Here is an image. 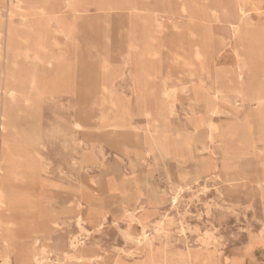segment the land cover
<instances>
[{
  "label": "rangeland",
  "instance_id": "1",
  "mask_svg": "<svg viewBox=\"0 0 264 264\" xmlns=\"http://www.w3.org/2000/svg\"><path fill=\"white\" fill-rule=\"evenodd\" d=\"M218 1L0 0V164L41 220L0 264H264V0Z\"/></svg>",
  "mask_w": 264,
  "mask_h": 264
},
{
  "label": "bare ground",
  "instance_id": "2",
  "mask_svg": "<svg viewBox=\"0 0 264 264\" xmlns=\"http://www.w3.org/2000/svg\"><path fill=\"white\" fill-rule=\"evenodd\" d=\"M168 1V0H167ZM220 1V0H219ZM218 1V2H219ZM239 1V0H238ZM21 2V1H20ZM213 2V1H212ZM31 3V2H30ZM242 3V2H241ZM35 4V3H34ZM38 4V3H37ZM45 4V3H44ZM170 4V3H169ZM175 4V3H173ZM194 4V3H193ZM137 8V7H136ZM61 9V8H60ZM217 9V8H216ZM194 11V10H193ZM192 11V12H193ZM237 11V10H236ZM18 12V11H17ZM20 12V11H19ZM56 12V11H55ZM97 12V11H96ZM112 12V11H111ZM169 12V11H168ZM191 12V14H192ZM219 12V11H218ZM234 12V11H233ZM15 13V12H14ZM152 13V12H151ZM20 14V13H19ZM140 14V13H139ZM219 14V13H218ZM239 14L242 16L246 15L245 10L242 6L239 7ZM210 15V14H209ZM237 15V14H236ZM80 16V15H79ZM83 16V15H82ZM150 16V15H149ZM165 17V16H164ZM221 17V16H220ZM138 18V17H137ZM143 18V17H142ZM141 18V19H142ZM188 18V17H187ZM216 18V17H215ZM218 18V17H217ZM163 19V18H162ZM222 19V17H221ZM147 20V19H146ZM152 20V19H151ZM211 20V19H210ZM137 21V20H135ZM157 21V20H156ZM216 21V20H215ZM154 22V20H153ZM205 22V21H204ZM135 23V22H134ZM206 23V22H205ZM137 24V23H136ZM135 24V25H136ZM228 24V23H227ZM141 25V24H140ZM231 26V25H230ZM131 27V26H130ZM141 27V26H140ZM143 27V26H142ZM138 28V27H137ZM235 28V27H234ZM143 31V30H142ZM143 33V32H142ZM141 35V34H140ZM164 35V34H163ZM8 36V35H7ZM165 36V35H164ZM217 38V37H216ZM142 40V39H141ZM7 42V40H6ZM140 42V41H139ZM197 42V40H196ZM199 42V41H198ZM194 44V49L192 52V57L188 63L189 65V72H187V76L189 77H194V76H199L201 75L202 69L198 66H196V63L200 62L201 56H202V52H201V47L199 43ZM221 42V41H220ZM180 43V41H179ZM182 43V42H181ZM227 43V42H225ZM140 44V43H139ZM177 44V47L179 45V47L182 46V44ZM131 45V44H130ZM221 45V44H220ZM176 47V49H177ZM178 47V48H179ZM184 46H182L181 48H183ZM214 47V45H213ZM8 48V47H7ZM131 48V47H130ZM134 48V47H133ZM111 49V48H110ZM132 49V48H131ZM180 49V48H179ZM184 49V48H183ZM223 49V48H222ZM178 50V49H177ZM132 51V50H131ZM219 52V51H218ZM12 53V52H11ZM179 53V52H178ZM217 53V52H216ZM127 55V54H126ZM178 55V54H177ZM129 56V55H128ZM184 57V56H183ZM182 58V57H181ZM186 58V57H184ZM187 59V58H186ZM207 58H205L206 61ZM213 59V58H212ZM128 60V59H127ZM184 60V59H183ZM142 61V60H141ZM181 62V61H180ZM185 62V61H184ZM205 64V63H204ZM181 65V64H180ZM183 65V64H182ZM185 66V65H183ZM102 67V66H101ZM111 68V67H110ZM183 69V68H182ZM188 70V69H187ZM208 71V70H207ZM209 73V72H208ZM241 74V73H240ZM239 75V74H238ZM138 77V76H137ZM242 78V77H241ZM150 79V78H149ZM193 80V79H191ZM242 80V79H241ZM8 83H7V88L8 91L6 93H10V98L9 100H5V113L6 116L10 115L13 109V106L17 100L16 94L17 92H20V90H22V88H24V86H22V84L19 82V79L17 76L11 74L10 76H8ZM156 81V80H155ZM4 82V81H2ZM186 82V81H185ZM237 83H239L237 81ZM177 85V84H176ZM190 86V85H189ZM241 84L239 83V89L241 88ZM150 87V86H149ZM182 87V86H181ZM6 89V88H4ZM148 89V88H147ZM146 89V90H147ZM196 89V88H195ZM198 89V88H197ZM108 90V89H107ZM111 90V89H110ZM153 90V89H152ZM177 89H175L176 91ZM188 90V89H187ZM112 91V90H111ZM110 91V92H111ZM154 91V90H153ZM174 91V92H175ZM183 91V90H182ZM185 91V90H184ZM204 91V90H203ZM173 92V91H172ZM5 93V94H6ZM25 93V92H24ZM113 93V92H112ZM177 93V92H175ZM186 93V92H184ZM29 94V93H28ZM169 94V93H168ZM171 94V93H170ZM192 94V93H191ZM31 95V94H30ZM113 95V94H112ZM173 95V94H171ZM201 95V94H200ZM174 97V96H173ZM168 102V101H167ZM160 103V101H159ZM239 103V102H238ZM173 107V106H172ZM199 107V106H198ZM159 108V107H158ZM164 112V111H163ZM217 114V113H216ZM31 121V120H29ZM27 119V122H29ZM33 124V123H32ZM22 125V123H21ZM26 129V128H25ZM30 131V130H29ZM19 135V134H18ZM8 136V135H7ZM4 142V140H3ZM9 142V141H7ZM79 143V142H78ZM2 144V143H1ZM4 148V147H3ZM7 153V152H6ZM2 154V152H1ZM13 158V157H11ZM9 158L8 156H6L5 154H3V157L1 158V164H0V174L2 172V177L0 179V208L1 207H5V213L0 215V226L3 227V229H5L6 231H8L7 235L11 236L14 233V230H20V228L22 227H33L36 226L37 223V218L34 219V217L32 216V212H31V207L30 205L27 203L26 200H24L23 198L20 199H16V193L15 189L13 187V183H15L17 180L20 179V173H19V168L18 166L13 163V160ZM44 161V160H43ZM49 163V162H48ZM40 168V167H39ZM32 170V168H31ZM38 170V169H36ZM30 174V173H29ZM35 174V173H34ZM37 177V176H36ZM35 179V178H34ZM30 180V179H29ZM28 182V181H26ZM35 183V182H34ZM17 184V183H16ZM22 185V184H20ZM26 185V184H25ZM15 186V185H14ZM16 187V186H15ZM21 187V186H20ZM29 189V188H28ZM20 190V189H19ZM27 192V191H26ZM33 193V192H32ZM25 194V191H24ZM26 195V194H25ZM21 196V195H20ZM19 196V197H20ZM31 196V195H30ZM30 198V197H29ZM33 198V197H32ZM26 199V198H25ZM31 201V200H30ZM38 202V201H37ZM33 203V202H32ZM36 203V202H35ZM33 203V204H35ZM44 206V205H43ZM33 208V207H32ZM44 210V209H43ZM46 210V208H45ZM36 212V211H35ZM43 212V211H42ZM47 212V211H46ZM42 215V214H41ZM45 215V214H44ZM37 217V216H35ZM44 218V217H43ZM40 219V217H39ZM134 219V218H132ZM3 221V223H2ZM43 221V219H42ZM134 221V220H133ZM45 222V221H44ZM51 223V222H50ZM42 226V223H41ZM43 229V228H42ZM47 233V232H46ZM97 233V232H96ZM21 234V233H20ZM45 234V233H44ZM42 235V234H41ZM123 236V235H122ZM47 238V237H46ZM48 240V239H47ZM3 243V242H2ZM17 243V242H16ZM52 243V242H51ZM136 243V242H135ZM13 245V244H12ZM45 246V245H43ZM73 249H74V255L77 258H82V250L81 248H79L77 246V242L73 243ZM59 250V249H58ZM11 251V250H10ZM61 252V251H59ZM36 258V257H35ZM36 260V259H35ZM5 261V260H4ZM3 261L4 264H6ZM8 261V260H7ZM38 261V260H36ZM115 261V260H114ZM113 261V262H114ZM107 262V261H106ZM146 263V262H145ZM83 264V263H82ZM86 264V263H85ZM88 264V263H87ZM119 264V263H118ZM155 264V263H154Z\"/></svg>",
  "mask_w": 264,
  "mask_h": 264
},
{
  "label": "crops",
  "instance_id": "3",
  "mask_svg": "<svg viewBox=\"0 0 264 264\" xmlns=\"http://www.w3.org/2000/svg\"><path fill=\"white\" fill-rule=\"evenodd\" d=\"M193 49H194V46H193ZM192 52H193V50H190V57H189V59H188V61H187L188 63H189V61H190V59H191V57H192V55H191ZM188 63H187V69H188L187 72H189V68H190L189 65H188ZM238 84H239V83H238ZM235 88H236V89H239L238 87H235Z\"/></svg>",
  "mask_w": 264,
  "mask_h": 264
}]
</instances>
